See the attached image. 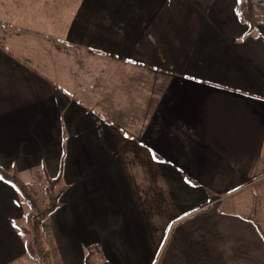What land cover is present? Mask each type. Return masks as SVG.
Here are the masks:
<instances>
[{"label": "crops", "instance_id": "1", "mask_svg": "<svg viewBox=\"0 0 264 264\" xmlns=\"http://www.w3.org/2000/svg\"><path fill=\"white\" fill-rule=\"evenodd\" d=\"M236 3L0 0L33 11L56 50L108 59L81 68L119 69L91 90L80 71L78 95L72 75L0 46V167L65 186L48 216L53 264H83L87 248L94 264H264L257 223L225 203L264 178V37ZM132 67L159 73V91L132 100ZM23 215L0 177V264L27 252Z\"/></svg>", "mask_w": 264, "mask_h": 264}, {"label": "rangeland", "instance_id": "2", "mask_svg": "<svg viewBox=\"0 0 264 264\" xmlns=\"http://www.w3.org/2000/svg\"><path fill=\"white\" fill-rule=\"evenodd\" d=\"M4 10V11H3ZM33 11H29L25 15V19L19 18L16 12L8 11V8L0 5V13H5L4 16H13L10 21L0 19V46L5 47L6 49L14 52L18 56L30 61L35 67L36 70L41 72L42 74H48V68L54 71L55 76L60 80H64L65 75L68 73L73 76V84L72 87L76 89V93L79 95L80 84L75 82V76H79L80 71H87V75L89 76V87L90 90L92 88H97V85L102 82L104 79H115V76L118 72V68L111 66L106 68V75L101 71L102 68L90 67L89 69L81 68V62L85 60H107V58L94 55L92 53H87L85 51H78L76 48H62L61 50H56L54 45H50L48 39L45 35H40L42 29L40 28V24L36 20V17H33ZM22 16L24 13H20ZM1 15V14H0ZM38 24V25H37ZM35 27V28H34ZM51 39V38H50ZM52 42V41H50ZM56 61V62H55ZM76 61H80V63H76ZM50 63V65H48ZM114 62H112L113 65ZM70 71L72 73L70 74ZM124 73L128 72L123 71ZM159 73L152 71L148 68H140V67H132V100L137 94L140 96L141 93L148 92H156L159 91V85L156 84L157 76L159 77ZM67 78H69L67 76ZM113 92V90H111ZM135 92V94H134ZM136 96V97H137ZM104 97V96H103ZM102 101V100H101ZM100 101V102H101ZM145 101V100H143ZM89 108V110H93L91 107V102H96V100H91L90 97L88 100L83 101ZM95 104V103H94ZM95 106V105H94ZM113 117V116H111ZM123 118V117H122ZM121 118V119H122ZM128 117L124 116V120ZM127 121V120H126ZM32 194L41 199L43 202H47V198L44 195V187L46 186L45 180H35V181H26L25 182ZM23 200V209L24 215L21 219L17 220V230L19 231L20 237L25 242V244H29L36 231L33 229V219L31 216L35 211L30 202ZM226 204H231V210H235V212H240L241 214H248L250 217L254 219L257 224H260L264 227V178L257 182V184H252L248 186L241 194L235 196V198H231L226 200ZM234 205V206H233ZM253 205L256 206L257 214L253 216ZM225 208V207H224ZM263 230V229H262ZM264 231V230H263ZM39 241L40 246L43 249L50 250V243L46 239V236L39 229ZM35 246V245H34ZM35 249L36 254L27 253L19 258L15 259L12 264H53L51 262V258H48L44 255L43 251L38 250V247ZM27 251V250H26Z\"/></svg>", "mask_w": 264, "mask_h": 264}, {"label": "trees", "instance_id": "3", "mask_svg": "<svg viewBox=\"0 0 264 264\" xmlns=\"http://www.w3.org/2000/svg\"><path fill=\"white\" fill-rule=\"evenodd\" d=\"M235 8L239 19L246 24L250 30H255L264 37V0H237ZM0 177L10 182L21 197L29 201L31 207L37 211L31 216V219H33L32 227L36 233L32 241L26 245L27 252L34 255L37 251L35 247H38V250L43 251L46 257L51 258L54 252L52 244H50V250L43 249L38 246L40 241L39 234L37 232L40 229L46 236V239L50 241L48 216L58 207L59 199L65 190L61 173L54 178H49L48 176L45 177L46 186L44 187V195L48 199L47 202H43L41 199L36 198L25 182H23L17 175L7 172L2 167H0ZM252 212L253 216L257 214L255 205H253ZM250 220L252 222L254 221L252 217ZM254 225L264 241V231L257 224L254 223ZM83 264H94L92 262V252L90 248H87L85 251ZM99 264L109 263L104 260Z\"/></svg>", "mask_w": 264, "mask_h": 264}]
</instances>
